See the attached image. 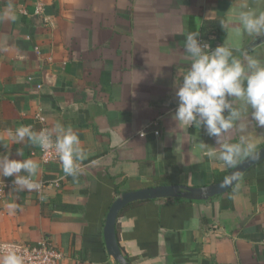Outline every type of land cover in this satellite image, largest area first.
<instances>
[{
  "label": "crops",
  "instance_id": "0c3cea01",
  "mask_svg": "<svg viewBox=\"0 0 264 264\" xmlns=\"http://www.w3.org/2000/svg\"><path fill=\"white\" fill-rule=\"evenodd\" d=\"M248 2L264 11V0ZM39 3L42 15L35 13ZM239 3L0 0V154L33 159L39 180L59 182L15 194L23 210L9 215L15 177L2 178L12 186L0 199V241L49 240L64 254L60 264H120L104 237L117 189L153 187L165 179L205 186L216 173L229 172L207 155L218 147L216 138L204 127L181 130L173 116L176 87L189 67L186 31H199L202 39L218 27L219 37L205 39L213 45L228 39L264 59V36L237 34ZM226 16L232 17L230 33L218 23ZM257 38L260 43L251 46ZM38 115L48 128L59 121L79 133L88 155L76 178L66 176L60 162L44 163L39 146L14 142L20 126L42 128ZM245 123L259 149L264 127ZM230 135L235 142L240 133ZM132 203L116 224L130 264H264V160L209 200Z\"/></svg>",
  "mask_w": 264,
  "mask_h": 264
},
{
  "label": "clouds",
  "instance_id": "9594fccd",
  "mask_svg": "<svg viewBox=\"0 0 264 264\" xmlns=\"http://www.w3.org/2000/svg\"><path fill=\"white\" fill-rule=\"evenodd\" d=\"M240 28L237 34L249 37L264 36V11H257L248 0H240L237 10ZM219 26L227 33L231 31L232 17H220ZM183 41L184 59L188 69L182 82L176 87L179 105L174 113L178 128L188 130L206 128L210 137L216 138L218 147L211 146L207 155L222 161L226 168H235L246 157L259 158L255 139L248 134V124L264 127V59L249 55L240 46L228 39L215 49L202 43L199 31H186ZM231 98V99H230ZM240 133L233 142L230 133ZM144 136L143 131L140 132ZM27 140L30 145L42 150L54 149L66 176L76 178L81 172V162L86 160L87 151L82 147L79 133L71 125L57 121L51 128L35 130L32 125L15 129L14 142ZM8 148L7 144H2ZM19 155L24 153L17 149ZM39 164L33 159H11L9 154H0V179L15 177L14 189L9 193L6 204L9 215L22 211L15 194L39 192ZM237 173L226 176L222 186L232 184ZM43 199V197H41ZM0 264H26L25 255L16 246H4Z\"/></svg>",
  "mask_w": 264,
  "mask_h": 264
},
{
  "label": "water",
  "instance_id": "95a60500",
  "mask_svg": "<svg viewBox=\"0 0 264 264\" xmlns=\"http://www.w3.org/2000/svg\"><path fill=\"white\" fill-rule=\"evenodd\" d=\"M262 38H257L251 46H254ZM260 152L259 158L246 157L240 163L232 168L226 176H231L233 173L238 174V178L233 180L232 184L222 186L224 179L205 186H189L181 184H163L153 187L142 188L137 190L124 191L111 204L106 216L104 237L109 254L120 264H130L125 258L118 239H117V219L122 210L130 203L135 201L155 200L160 198H184L188 200H209L215 196L221 195L230 191L249 169L264 160V145L257 149Z\"/></svg>",
  "mask_w": 264,
  "mask_h": 264
},
{
  "label": "built area",
  "instance_id": "2783aa9c",
  "mask_svg": "<svg viewBox=\"0 0 264 264\" xmlns=\"http://www.w3.org/2000/svg\"><path fill=\"white\" fill-rule=\"evenodd\" d=\"M35 13L42 15L43 5L39 3L35 9ZM47 24L52 25L53 23H48L50 21L47 17H44ZM202 43H209L213 49H215L218 44L213 45L209 39L202 38L200 39ZM37 119L42 125V128H48L47 120L45 117L38 115ZM44 163H57L60 162L58 155L55 153L54 149L42 150L39 147L38 153ZM41 183V189L39 192H42L46 187H52L59 185L58 181H45L39 180ZM12 184L7 183L0 179V199L6 197L8 189ZM16 246L26 257V264H60L61 260L64 257V254L49 240H42L37 243L28 242V241H0V254H2L5 249L4 246Z\"/></svg>",
  "mask_w": 264,
  "mask_h": 264
},
{
  "label": "trees",
  "instance_id": "16d2710c",
  "mask_svg": "<svg viewBox=\"0 0 264 264\" xmlns=\"http://www.w3.org/2000/svg\"><path fill=\"white\" fill-rule=\"evenodd\" d=\"M212 34V35H211ZM203 35L205 36V38H206V36H208V37H210L209 35H211V36H215V38H217V37H219V35H220V33H219V29H218V27H216V30H214V32H211L209 35H206V34H204V32H203ZM228 174V172H223V173H216L215 174V182H218V181H221L222 179H224L225 177H226V175ZM163 184H173L172 182H170L169 180H167V179H165V180H162L161 181V185H163ZM123 192H121V191H119V189H117V194L118 195H120V194H122ZM142 201H136V202H134V203H132V205H135V204H138V203H141ZM131 205H129V206H127L126 208H128V207H130ZM125 208V209H126ZM124 209V210H125Z\"/></svg>",
  "mask_w": 264,
  "mask_h": 264
}]
</instances>
